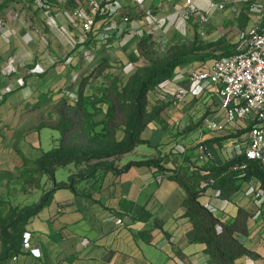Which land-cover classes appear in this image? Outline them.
<instances>
[{
    "label": "crops",
    "instance_id": "crops-1",
    "mask_svg": "<svg viewBox=\"0 0 264 264\" xmlns=\"http://www.w3.org/2000/svg\"><path fill=\"white\" fill-rule=\"evenodd\" d=\"M90 1L94 0H0V83L5 85L0 89V163L14 159L17 150L36 161L58 147L60 133L54 127L33 126L31 133L25 134L29 102L35 103L48 92H54L58 95L56 106L61 101L74 104L79 97V79L89 68L91 51L106 52L110 64L125 66L132 53L136 54V43L134 51L128 54L125 51L133 41L145 36L204 35L208 28L217 34L226 32V26L235 20L245 0H95L103 5L92 31L97 44L89 43L75 17L78 10L88 12ZM187 1H191L192 9L210 14L208 25H201L189 16ZM256 2L258 7L248 19H254L255 26L264 30V0ZM219 4L224 5V12L216 9ZM213 64L200 70L197 63L178 67L173 80L149 93V104L159 102L163 112L141 134V140L148 143L145 146L174 148L171 133L184 126L194 107L201 109V102L210 113L207 120L225 127L220 133L234 131V126L226 123L216 90L189 81L190 71L207 70ZM182 89L183 100L169 106L172 94ZM42 130L51 132L49 143H42ZM220 138L225 137L215 139ZM229 141L234 142L236 150L241 144L238 139L228 137L220 146L215 145V161L229 160L222 155ZM9 143L17 146L11 150ZM142 147L116 165L122 168L138 161L135 154ZM197 156L191 165L201 168L209 165L199 160L200 150ZM180 166L186 168L190 164ZM67 168L74 170L68 172L65 184L77 170H85L75 165ZM163 168L167 172L132 168L120 177L99 172L77 186L78 196L68 190L56 191L50 205L26 227L30 249L23 248L20 255L3 264H209L205 247L188 239L192 225L182 209L185 191L167 179L180 168L174 169L168 162ZM200 203L224 221L234 219L239 210L249 213V235L239 237V241L254 256L242 258L236 264H264V195L255 181L243 183L230 201H222L209 191ZM158 221L163 228H158ZM140 234H146L150 242L142 240ZM164 234L171 237L179 256L172 251ZM30 250L39 251L40 258L33 257Z\"/></svg>",
    "mask_w": 264,
    "mask_h": 264
},
{
    "label": "trees",
    "instance_id": "trees-1",
    "mask_svg": "<svg viewBox=\"0 0 264 264\" xmlns=\"http://www.w3.org/2000/svg\"><path fill=\"white\" fill-rule=\"evenodd\" d=\"M101 5V10H102ZM98 12L95 23L101 12ZM193 60H189L191 63ZM180 64L171 62L160 70L151 71L144 78L136 81L131 94H122L117 86L110 84L107 88L100 89L99 93L85 96V84L79 86V97L71 104L61 101L57 105L58 125L54 127L60 133L58 147L51 152L43 154L36 161L23 156L17 150V154L26 164L31 165L34 171H24L22 178L24 184L30 185L35 177L39 180L47 178L52 180L54 187L40 199L39 203L29 209L14 212L9 217L8 223L1 225L2 242L5 249L4 256L0 258V264L11 257L16 258L24 248V235L26 227L41 211L51 203L53 194L58 190H68L78 196L77 186L87 182L99 173H111L120 177L128 173L132 168H152L159 172H167L155 160L143 162H129L122 168L117 162L138 147L148 143L141 140V134L154 121H157L162 109L148 113V93L164 82L172 79L174 70ZM109 65L102 61L90 73V77L103 74ZM106 107V111L104 110ZM101 115L103 119L96 120ZM102 128L101 132L96 131ZM244 129L230 138L245 139L251 130ZM122 134V139L119 135ZM228 138L212 139L201 146L208 147L213 153L214 146H220ZM70 165L85 167L77 174L71 176L67 184H55L56 172L59 168ZM244 167L243 169H241ZM177 183L186 194L182 205L184 217L189 219L192 229L188 239L202 244L204 253L209 257V264H236L245 257L254 254L245 248L239 241V237L248 236V221L251 215L239 210L237 216L231 221L217 218L211 210L200 203V199L209 191L215 192L217 198L222 201H230L241 189L243 183L257 182L264 195V165L257 161H250L245 155H236L225 163L214 161L207 167L190 165L186 169L171 172L167 178ZM40 182L36 187H39ZM13 233L15 236H11ZM172 251L179 256L171 237L164 234ZM146 234L139 237L149 243Z\"/></svg>",
    "mask_w": 264,
    "mask_h": 264
},
{
    "label": "rangeland",
    "instance_id": "rangeland-1",
    "mask_svg": "<svg viewBox=\"0 0 264 264\" xmlns=\"http://www.w3.org/2000/svg\"><path fill=\"white\" fill-rule=\"evenodd\" d=\"M256 1L257 0H245L243 8L235 14V20L229 22L230 25L226 26V32L223 33L219 32L217 34L214 29L208 28V30L203 33L204 35H199L197 33H195V35L182 34L181 36L155 34V36H145L138 42L133 41L125 53L128 54L130 50L134 51V43H136L137 51L136 54H134V52L132 53L133 56H131L129 64L125 66H114L113 64H110L106 59V52L95 53L91 51L89 54V68L85 70L80 77L79 86L81 83L85 84L84 92L87 96L99 93L100 89L107 88L110 84L117 86L118 91L122 94L129 95L132 93L133 87L138 79L144 78L150 74L151 71L164 68L171 62L180 64L178 67L197 63L199 64L197 70L205 69L206 66H210L212 62L225 58L236 52L247 42L250 31L256 27L254 19H248L249 16H253V13H255L256 10L255 8L258 7ZM225 10H223V12ZM215 34H217L216 38H214ZM86 37L89 39L90 44H97L95 34L91 33L86 35ZM105 60L108 62V69L103 74L99 75L98 78L97 76L89 78L90 73L98 66V64ZM189 60H193V62L184 64L185 61L189 62ZM177 68L173 72L172 79L168 81L173 80ZM192 71H190V73ZM10 80L11 79L7 80L8 85ZM4 86V84L0 83V89ZM154 89L155 88L150 92L153 93L155 91ZM57 96L58 95H54V92H48L45 97L38 99L35 103H33V101L29 102L30 107L27 110L28 121L24 126L25 134L31 133L30 128H33V126L57 127L58 118L57 106L55 103ZM169 103V106H171L174 104V101L171 100ZM158 105L159 102H155V104H152L151 106L148 100L147 112L150 114L161 110L162 108H159ZM177 105L179 106V104ZM199 107L201 109L194 107V110L186 116L184 126H181L171 133L170 136L171 140L174 142L172 143V145L175 146L174 148L169 150V147L143 146L138 152H136L135 157L138 161L135 162L146 161L151 155L148 160L159 162L162 168L165 162H168L172 163L174 169H186L189 166L182 168L181 166L179 167V164L191 165L195 163L194 161L198 157L197 151L200 150L202 144L219 136H224L225 138L233 137L238 135V133L242 134L241 131H245L244 129H249L248 125H243V127H234L232 133L215 132L218 135L214 136V132H210L206 126V120L209 118L210 113L206 109V106L205 108L203 107V102H201V106ZM106 109L107 108L104 107L105 111ZM162 112H160V114ZM102 119L103 117L100 115L95 121H101ZM36 131H39V129ZM96 131L101 132L102 128L97 129ZM51 135L52 134L49 130H42V143H49ZM55 136L58 137V134L55 133ZM122 137L123 135L120 134L119 138L122 139ZM178 141L179 143H176ZM233 143L234 142L232 141L227 142L224 151L222 152V155L224 154V157L229 160L238 155V151ZM238 143L244 145V143L241 142V139ZM16 146L17 143H9L11 150ZM44 148L46 150L49 149L47 145H45ZM218 151L221 152V150ZM122 158L124 159V156ZM121 159L119 161H121ZM69 169L72 168H59L57 170L55 184H65L68 172L70 174V172H73L74 170ZM24 171L32 172L34 171V168L31 165L26 164V162H24L17 154L14 159H11L8 163H0V258L3 257L5 253L3 242L1 240V225L3 223L7 224L9 217L12 216L14 212H19L36 206L44 194L54 187L52 180L47 178L39 180L38 177H35L34 182L31 183V187L34 186V189H31L29 187L30 185L24 184L25 178H22L21 176ZM80 171L81 170H77V172ZM38 182H40V185L39 187H36ZM256 185H258L257 182ZM156 224L158 228H163V225H161L159 221L156 222ZM10 235L15 236L13 233Z\"/></svg>",
    "mask_w": 264,
    "mask_h": 264
},
{
    "label": "built area",
    "instance_id": "built-area-1",
    "mask_svg": "<svg viewBox=\"0 0 264 264\" xmlns=\"http://www.w3.org/2000/svg\"><path fill=\"white\" fill-rule=\"evenodd\" d=\"M189 16L201 25L210 23V14L191 8L187 1ZM102 3L90 1L88 12L76 11L75 17L81 23L85 34L92 33L95 19L101 10ZM224 5H216L219 11ZM189 81L195 85H208L214 88L223 103L227 125L251 127L244 145H238V155H245L250 161L264 165V30L254 27L244 47L225 58L217 60L211 68L202 71H192ZM185 91L179 90L172 94L174 102H181ZM210 131L222 132L224 126L206 120ZM200 161L213 162L214 155L208 147H200ZM242 167L241 169H243ZM30 235H24V249H30ZM35 258H40L39 251L30 250Z\"/></svg>",
    "mask_w": 264,
    "mask_h": 264
}]
</instances>
